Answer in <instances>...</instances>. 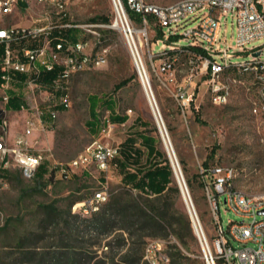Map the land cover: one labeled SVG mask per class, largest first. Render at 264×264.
<instances>
[{
  "label": "rangeland",
  "instance_id": "374dc122",
  "mask_svg": "<svg viewBox=\"0 0 264 264\" xmlns=\"http://www.w3.org/2000/svg\"><path fill=\"white\" fill-rule=\"evenodd\" d=\"M159 5H166L177 0H148ZM63 9L58 12L51 0L38 2L37 0H23L10 14L0 16V26L11 27L20 25L25 28H38L42 26L60 27L70 24L69 34L77 35L76 39L94 41L87 29H96L103 46L107 47L106 62L96 67H89L74 72L67 80L61 81L65 87V94L69 100L67 107H57L56 116L51 118L49 112L42 110L41 120L43 129L33 131L28 138L33 153H41L43 163L33 176H22L19 168L10 160L6 170V186L0 188V264H43L46 258L54 254L67 255V249H72L81 256V264H124L121 258L126 248L134 242V251L142 246L143 257L140 264H170L169 255L173 249L170 245L177 241L172 235L167 237H143L134 235L127 239L125 246H120L121 232L98 234L93 229L80 225L83 219L90 218L76 213L72 207L75 203L89 198L96 190L102 188L101 183L107 186L109 199L118 195L123 189L120 185L121 173L113 160L107 171H100L94 166L90 171L82 174L79 170L70 178H59L49 175L52 168L60 162L75 158L93 140L103 144L117 145L121 149L123 140L130 133L151 130L157 137L158 148L168 158L165 144L159 133L157 123L145 96L143 88L137 78L135 67L125 43L122 32L112 27L116 13L112 0H62ZM124 7V6H123ZM125 15L137 29H144L142 34L143 61L151 76L152 87L156 102L166 129L172 150L178 161L182 177L186 183V176L192 177L194 192L187 186L200 229L204 238V248L207 256H211L217 264L218 246L216 244L217 231L213 221L210 203L202 189L200 167L229 166L237 173L233 180L236 190L249 195H264V122L260 116L250 111V99L257 97V89L253 85L236 86L225 105H213L209 101L204 78L198 81L196 94L190 105V111L183 116L171 92L174 83L181 81L183 72H177L175 82L164 86L161 82L164 75H156L153 65L157 63L151 58L149 50L157 52L169 43L165 40L164 32L159 34V26L153 19L147 24L140 20V16L125 9ZM97 16L109 17V23L92 22ZM89 24H101L91 27ZM119 24V20H117ZM63 34H66L64 31ZM235 24L233 18L226 17L220 32L221 43L236 50L234 43ZM19 43L12 41V50L20 48ZM247 47H260L264 57V38L257 39ZM3 55V54H2ZM247 52H237L232 61H241L246 58ZM2 56H0V62ZM186 56L180 54L176 66L185 70ZM242 79L247 81L245 76ZM125 82V83H122ZM120 86V87H119ZM22 95L27 106L18 112L4 108L3 95L9 90ZM45 90L39 91L26 84L14 81L8 88L0 87V123L2 118L8 122L7 137L12 138L23 127L24 115L31 116L36 103H41V97L48 95ZM46 91H50L47 89ZM91 97L98 100L113 98L120 113L126 112L128 120L123 125H116L106 136L102 131L104 116L108 112L97 106L98 122L91 129L89 120V101ZM5 109V112L2 110ZM37 118L38 115L35 114ZM139 117L141 122L132 124ZM146 123L148 126L142 128ZM4 133L0 126V134ZM169 161V159H168ZM177 183V180L172 175ZM137 195V192H133ZM223 195L219 201V217L224 229L228 220L241 221L242 218L227 209L222 203ZM181 203L185 210L186 204L181 194ZM50 206V208L47 207ZM50 212V213H49ZM188 212V210H187ZM189 214V213H188ZM259 217V216H258ZM69 222H67L66 221ZM76 221L74 229L68 226ZM247 221V219L245 220ZM127 237V233H123ZM197 237V236H196ZM161 242L160 248L155 246ZM233 247H240L230 240ZM151 243V252L146 254V246ZM191 257L195 252L205 262L201 244H191ZM138 252V251H137ZM141 252V250H140ZM139 253V252H138ZM137 254V253H136ZM147 255V257H146ZM113 258V261L111 260ZM129 258V257H127ZM64 264H68L64 262ZM206 264V262H205ZM221 264H224L222 262ZM231 264H235L231 259Z\"/></svg>",
  "mask_w": 264,
  "mask_h": 264
},
{
  "label": "built area",
  "instance_id": "2783aa9c",
  "mask_svg": "<svg viewBox=\"0 0 264 264\" xmlns=\"http://www.w3.org/2000/svg\"><path fill=\"white\" fill-rule=\"evenodd\" d=\"M23 0H0V16L10 14L18 3ZM44 2L46 0H37ZM58 12L62 11V0H51ZM114 8L117 5L123 14V20L119 19V26L115 22L112 27L118 28L124 37L125 43L131 55L137 78L143 88L150 107L157 111L164 133L157 123L159 133L165 144L169 163L175 176L178 168L180 178L182 173L175 154L172 150L166 129L156 102L152 87L151 76L143 61L142 34L126 18L125 9L138 14L144 26L153 16L155 23L164 32L165 44L161 50L152 52L151 58L157 63L153 65L156 75H164L161 82L167 86L175 82L177 72H183L181 81L174 83L171 92L174 100L180 108L183 116L190 111V105L195 97L198 81L204 78L209 101L213 105H225L228 103L233 89L236 86L253 85L257 89V97L250 99V111L253 115L260 116L264 122V57L260 47H247L257 39L264 38V0H177L166 5H159L148 0H112ZM124 6V7H123ZM126 9V10H127ZM233 18L235 24L234 43L236 50L221 43V27L227 16ZM97 27L101 24H89ZM64 26H72L65 24ZM50 26L38 28L25 27H0V41L4 43L2 55L1 79L3 88L11 84V74L39 73L41 70H51L54 66L60 67V76L50 86L42 85L35 80L28 79L25 84L39 91L45 90L48 95L41 97L42 102L36 103L31 116L23 118V129L10 142L7 137L8 122L2 118L0 126L4 133L0 134V188L7 184L3 170L9 167L10 160L19 168L22 176L29 178L39 169L43 163L41 153H33L32 145L28 143L33 131L43 129L41 120L42 110L45 108L51 118L56 116V107H67L69 100L65 94V87L61 81L67 80L74 72L89 67H96L106 62L107 47L102 45L101 38L96 29H87L94 37V41L79 39L73 42L62 43L57 40L51 42L48 37ZM144 30V29H143ZM40 39L34 46L21 45L20 48L11 49L10 43L17 39ZM247 52L246 58L241 61H232L237 52ZM180 54L186 56L185 70L176 66ZM245 76L248 80L241 78ZM49 89L50 91H46ZM8 94L3 95L6 102ZM154 102V106L152 104ZM154 108V109H153ZM35 114L38 117H35ZM102 131L107 136L114 128L113 124L104 116ZM166 139L169 148L166 144ZM119 154V146L103 144L99 140H93L75 158L66 162H60L52 168L53 174L59 178H70L77 171L89 172L94 166L100 171H107L111 162ZM202 189L210 203L212 217L217 231L216 244L218 256L224 260V264H264V214H258L264 209V195L254 196L236 190L233 180L237 173L229 166L200 167ZM178 175V174H177ZM182 181L186 183L182 177ZM102 188L96 190L89 198L77 202L72 207L73 213L88 215L97 212L101 205L108 200L107 186L101 183ZM187 189V188H186ZM188 192V190H187ZM223 195L222 203L242 218L241 221L228 220L224 229L219 217V201ZM192 214L197 219L192 201L188 194ZM190 216V215H189ZM259 216V217H258ZM247 219V221H245ZM196 222V223H197ZM200 226V225H199ZM241 244L233 247L231 242ZM161 242L155 246L160 248ZM153 245L146 246V254L151 252ZM146 255V257H147ZM210 260L214 264L211 256Z\"/></svg>",
  "mask_w": 264,
  "mask_h": 264
},
{
  "label": "trees",
  "instance_id": "16d2710c",
  "mask_svg": "<svg viewBox=\"0 0 264 264\" xmlns=\"http://www.w3.org/2000/svg\"><path fill=\"white\" fill-rule=\"evenodd\" d=\"M127 11L132 17V12L128 9ZM148 17L149 20L153 19L152 15ZM91 21L109 23V17L97 16L92 18ZM71 28L74 27H51L47 35L51 42L57 40L62 43L73 42L77 40V35L69 34ZM64 31L66 34H63ZM161 32L162 30L159 28V34ZM39 40L27 38L14 41L19 43L17 46H34ZM3 52L4 43L0 41V56ZM2 72L3 68L0 62V87L4 84L1 79ZM60 72V67L54 66L51 70H41L39 73L29 75L13 73L11 74V84L14 81L24 84L28 79H32L42 85L50 86L60 76ZM98 105L108 111L107 119L110 123H120L126 120L125 115L116 113V104L111 97L103 100L91 97L89 101L90 118L87 122L91 129L96 127L98 122ZM25 106H27V101L21 94L13 89L8 91V99L5 102L7 109L17 111ZM144 126H148V124L145 123ZM121 147L122 149L119 147V154L114 158V161L121 173L120 185L123 190L110 199L108 197V200L101 205L97 212L82 215L90 218L83 219L79 224L93 229L98 234L121 232L118 234L120 236V246H125L126 240L132 239L134 235H138L140 238L172 235L177 243L170 245V248L173 249V252L169 255L170 264H205L198 252H195L194 257L189 255L194 253L191 250V244H197V237L193 231L190 216L181 203V192L178 184L172 178L173 172L168 158L158 148V141L152 131L145 128L142 131L130 133L123 140ZM143 153L146 158L145 164L140 163V156ZM203 163L204 167H208L205 162ZM5 173L6 170H3L2 175L4 176ZM52 174L53 171L49 172L50 176ZM82 174L86 173L82 172ZM186 183L189 190L194 192L192 177L186 176ZM132 191L137 192V195H133ZM47 207L50 208V206ZM51 212H54V210H51ZM75 214L68 212L69 217L76 218ZM75 223L74 220L68 228L73 230ZM124 232L127 233V237L123 236ZM134 249V242H132L121 256L124 264H140L143 257L142 246L137 248L139 253L135 252ZM67 251L71 252H66L67 255L63 252H59L58 255L54 254L43 260L45 261L43 264H64V262L81 264V256L73 252L72 249L68 248ZM111 260L113 261V258ZM222 262L224 260L219 257L217 264Z\"/></svg>",
  "mask_w": 264,
  "mask_h": 264
},
{
  "label": "water",
  "instance_id": "95a60500",
  "mask_svg": "<svg viewBox=\"0 0 264 264\" xmlns=\"http://www.w3.org/2000/svg\"><path fill=\"white\" fill-rule=\"evenodd\" d=\"M175 178L177 180V184H178V187L180 189V192L184 198V201H185V204H186V208L188 210V213L190 215V220H191V224H192V228H193V231L195 233V235L197 236L200 244H201V248H202V251H203V257L205 259V262L206 264H213L212 261L210 260V257L207 256L206 252H205V248H204V238H203V234H202V231L200 229V226L197 222V219L194 217V215L192 214V210H191V205L188 201V192H187V187H185L183 181H182V176L181 178L179 177V175L175 174ZM258 214H264V209L262 210H259L258 211ZM197 222V223H196Z\"/></svg>",
  "mask_w": 264,
  "mask_h": 264
},
{
  "label": "crops",
  "instance_id": "0c3cea01",
  "mask_svg": "<svg viewBox=\"0 0 264 264\" xmlns=\"http://www.w3.org/2000/svg\"><path fill=\"white\" fill-rule=\"evenodd\" d=\"M21 2V1H20ZM19 2V3H20ZM18 3V4H19ZM17 7V6H16ZM16 7H15V9H16ZM18 26H20V25H17L16 27H18ZM0 27H3V26H0ZM21 27V26H20ZM113 99V98H112ZM114 100V99H113ZM115 101V100H114ZM116 104V103H115ZM4 108H6L5 106H4ZM21 110V109H20ZM20 110H17V111H12V112H18V111H20ZM3 112H5V109H3L2 110ZM115 111H116V113H118V114H120V115H125L126 116V120L125 121H123V122H120V123H113V126L115 127L116 125H123L127 120H128V115L126 114V112H124V113H120L119 111H118V109H117V106H116V109H115ZM108 112V111H107ZM26 116H28L27 114H25L24 115V117H26ZM1 118V117H0ZM137 122H141V120H140V118L139 117H136L135 119H134V122H132V124L133 125H135ZM141 124H145V123H141ZM142 128H145V126H142ZM18 134V133H17ZM16 134V135H17ZM153 134V133H152ZM15 135V136H16ZM154 135V134H153ZM128 136H129V134H128ZM155 136V135H154ZM156 137V136H155ZM156 139H157V137H156ZM12 140H13V138H12ZM11 140V141H12ZM127 153L129 154V152L127 151ZM145 162H146V158H145V154L143 153L141 156H140V163L141 164H145ZM81 172H85V173H88V172H86V171H81ZM120 180H121V177H120Z\"/></svg>",
  "mask_w": 264,
  "mask_h": 264
},
{
  "label": "bare ground",
  "instance_id": "6f19581e",
  "mask_svg": "<svg viewBox=\"0 0 264 264\" xmlns=\"http://www.w3.org/2000/svg\"><path fill=\"white\" fill-rule=\"evenodd\" d=\"M115 13H116V17H117V18H116V25L119 26L120 22H119V24H117V20H119V19L123 20V14H122L121 9L118 7V5H117V10L115 9ZM138 30H140L141 32H144L143 29H138ZM152 104H153V106H154V102H152ZM153 109H154V108H153ZM154 111H155V113H153V114H154L155 120H156V122L159 123V126L161 127V130H162V132L164 133V130H163V127H162V123H161L160 117H159L157 111H156V110H154ZM166 144H167V146H168V148H169V144H168L167 139H166ZM169 149H170V148H169ZM175 168H176L177 174H178L179 177H180V174H179L178 168H177V167H175Z\"/></svg>",
  "mask_w": 264,
  "mask_h": 264
}]
</instances>
